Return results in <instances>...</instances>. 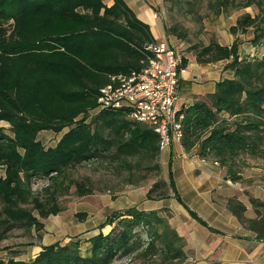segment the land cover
<instances>
[{"label": "trees", "instance_id": "trees-1", "mask_svg": "<svg viewBox=\"0 0 264 264\" xmlns=\"http://www.w3.org/2000/svg\"><path fill=\"white\" fill-rule=\"evenodd\" d=\"M112 1L107 8L100 0H0V123L6 125L0 126V228L5 232H41L43 224L32 212L42 220L56 216L61 211L57 197L71 186L79 196L90 195L83 184L68 179L70 170L93 162H118L130 170L128 159L155 160L160 153L149 125L131 120L126 108H100L98 102L110 77L145 67V48L154 42L123 0ZM199 1L162 0L180 9ZM234 1L216 0L214 17ZM253 5L260 16L239 17L229 32L245 34L252 28L250 44L257 48L264 39L261 3L248 0L240 8ZM166 34L178 40L184 36L177 26ZM187 52L199 65L225 63L223 70L232 78L218 81L203 100L181 106L179 145L186 154L216 163L234 182L248 161H264V55L241 57L236 40L222 46L214 39L191 44ZM181 62L185 69L187 60ZM44 131L62 135L53 147H45L37 140ZM167 180L153 184L145 198L179 201L170 171ZM39 182L46 186L34 192ZM128 184L136 182L129 179ZM105 227L107 234L101 232ZM98 229L85 241L84 253L73 239L41 247L30 261L12 254L0 258V264H112L131 257L154 264L185 262L183 241L160 210L115 211ZM254 230L264 238L261 220Z\"/></svg>", "mask_w": 264, "mask_h": 264}, {"label": "crops", "instance_id": "crops-1", "mask_svg": "<svg viewBox=\"0 0 264 264\" xmlns=\"http://www.w3.org/2000/svg\"><path fill=\"white\" fill-rule=\"evenodd\" d=\"M100 1L107 8L113 4L112 0ZM123 1L148 27L154 42H166L187 60L178 85L179 105H191L214 93L215 84L222 80L221 71L230 74L226 79L232 78V73L223 68L199 65L191 53V58L184 55L185 46L180 40L166 34L169 26L163 18L162 0ZM0 126L6 127L3 123ZM57 135L60 138L62 134ZM161 153L167 154V179L170 171L179 201L170 196L136 208L161 211L183 241L184 264H264V238L254 230L259 220L264 227V208L259 206L264 204V169L245 168L232 182L223 168L198 159L194 152L184 153L178 143ZM3 177L4 169L0 167V179Z\"/></svg>", "mask_w": 264, "mask_h": 264}, {"label": "rangeland", "instance_id": "rangeland-1", "mask_svg": "<svg viewBox=\"0 0 264 264\" xmlns=\"http://www.w3.org/2000/svg\"><path fill=\"white\" fill-rule=\"evenodd\" d=\"M247 1L235 0L217 18L214 17V10L211 7L216 0H202L194 3L189 9L186 5L180 9L169 3L164 4L162 14L169 28L177 26V32L184 35L180 44L185 46L183 53L186 57L190 54L187 48L191 44L197 42L205 44L210 39H214L222 46H228L236 40L241 57L260 58L264 55V39L261 46L253 47L250 44L254 35L252 28L246 29L245 34L232 35L229 32V28L235 25L239 17L249 15L250 18H255L258 14L260 16L256 5L245 9L240 8ZM258 1L261 3L264 14V0H255V2ZM259 28L264 30V22ZM189 57L191 58V56L187 58ZM223 65V63H217L210 66L213 69L216 67L220 69ZM222 74L221 71L220 79L230 78L229 73ZM58 138L59 135H53L50 132H41L37 135V139L45 147L54 146ZM167 162V154L160 152L155 160L128 159L127 164L130 170L122 168L118 162L112 164L93 162L70 170L68 179L83 184L91 194L79 196L75 187L71 186L67 194L58 195L57 203L61 211L56 216H48L42 220L37 212L33 211L32 215L35 219L43 224L41 232L36 233L34 230L26 231L19 228H11L5 232V227H1L0 258L6 259L12 254H17V260L30 261L41 247L55 242L64 245L73 239L80 242L81 251L84 253L85 241L100 231L98 228L107 215L115 211H123L130 206L143 208L156 202L147 200L145 195L156 182H167ZM136 164H139L138 169H135ZM248 164L249 167L264 169L263 160L248 161ZM128 178L136 184H128ZM45 186V183L39 182L34 184L32 189L38 192ZM109 230V227H105L101 229V232L107 234ZM112 264L154 263L149 259L131 257L117 259Z\"/></svg>", "mask_w": 264, "mask_h": 264}, {"label": "built area", "instance_id": "built-area-1", "mask_svg": "<svg viewBox=\"0 0 264 264\" xmlns=\"http://www.w3.org/2000/svg\"><path fill=\"white\" fill-rule=\"evenodd\" d=\"M145 50L149 53L145 67L129 75L110 77L99 91L98 102L100 108H126L131 120L149 125L163 152L172 143L179 144L181 137L178 85L184 72L180 67L183 55L164 41L153 42Z\"/></svg>", "mask_w": 264, "mask_h": 264}]
</instances>
